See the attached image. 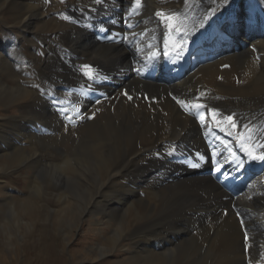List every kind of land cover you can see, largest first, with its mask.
<instances>
[{
  "label": "bare ground",
  "instance_id": "bare-ground-1",
  "mask_svg": "<svg viewBox=\"0 0 264 264\" xmlns=\"http://www.w3.org/2000/svg\"><path fill=\"white\" fill-rule=\"evenodd\" d=\"M134 8L0 0V211L92 219L126 264H264V0Z\"/></svg>",
  "mask_w": 264,
  "mask_h": 264
},
{
  "label": "rangeland",
  "instance_id": "rangeland-1",
  "mask_svg": "<svg viewBox=\"0 0 264 264\" xmlns=\"http://www.w3.org/2000/svg\"><path fill=\"white\" fill-rule=\"evenodd\" d=\"M16 112L13 108L12 113ZM19 181L20 189L24 190L26 181ZM157 201L165 210L156 212L153 222H163L178 210L179 203L163 197ZM2 203L0 197V208ZM78 215H71L72 225H65L59 218L47 220L39 210H31L23 214L19 226L9 207L8 212L0 211V264H126L122 251L101 254L99 246L104 242V233L94 220L81 219ZM200 227L201 221L195 220L194 239L199 237ZM188 250L194 249L188 247Z\"/></svg>",
  "mask_w": 264,
  "mask_h": 264
},
{
  "label": "snow or ice",
  "instance_id": "snow-or-ice-1",
  "mask_svg": "<svg viewBox=\"0 0 264 264\" xmlns=\"http://www.w3.org/2000/svg\"><path fill=\"white\" fill-rule=\"evenodd\" d=\"M94 2L96 4H100V3H102V0H94ZM140 7H141V0H135V8L133 10L135 11L136 9H139ZM212 14L215 15V10H213V13ZM65 19H67V17H65ZM166 19L172 20V19H174V16H168V17H166ZM131 26L132 25H129V27H131ZM80 70L83 71L84 72V75L87 76L91 80H95V79L99 78V74L93 71L91 65H88V64L81 65L80 66ZM125 95H127V92H125ZM129 99H131V97H129ZM177 102L178 103H181L183 105V102L182 101H177ZM196 107H205V105L198 104V105H196ZM227 119L235 127V122H234L233 117L229 116ZM249 154L251 155V153H249ZM256 158L257 159H264V155L258 156ZM195 166L196 165H193V167H195ZM219 170L220 169L217 168V171H219Z\"/></svg>",
  "mask_w": 264,
  "mask_h": 264
}]
</instances>
